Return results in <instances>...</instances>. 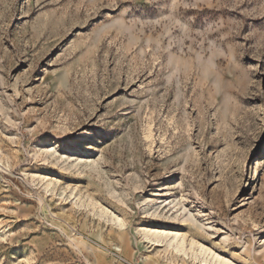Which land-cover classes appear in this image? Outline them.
I'll use <instances>...</instances> for the list:
<instances>
[{"label": "rangeland", "instance_id": "rangeland-1", "mask_svg": "<svg viewBox=\"0 0 264 264\" xmlns=\"http://www.w3.org/2000/svg\"><path fill=\"white\" fill-rule=\"evenodd\" d=\"M0 264H264V0H0Z\"/></svg>", "mask_w": 264, "mask_h": 264}]
</instances>
